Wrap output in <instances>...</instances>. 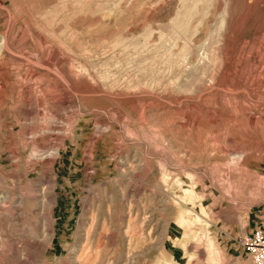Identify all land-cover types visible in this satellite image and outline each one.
<instances>
[{
    "label": "rangeland",
    "instance_id": "374dc122",
    "mask_svg": "<svg viewBox=\"0 0 264 264\" xmlns=\"http://www.w3.org/2000/svg\"><path fill=\"white\" fill-rule=\"evenodd\" d=\"M264 0H0V264H253Z\"/></svg>",
    "mask_w": 264,
    "mask_h": 264
},
{
    "label": "built area",
    "instance_id": "2783aa9c",
    "mask_svg": "<svg viewBox=\"0 0 264 264\" xmlns=\"http://www.w3.org/2000/svg\"><path fill=\"white\" fill-rule=\"evenodd\" d=\"M238 245L251 256L253 264H264V225L240 235Z\"/></svg>",
    "mask_w": 264,
    "mask_h": 264
}]
</instances>
